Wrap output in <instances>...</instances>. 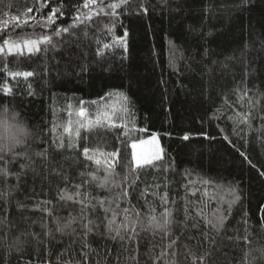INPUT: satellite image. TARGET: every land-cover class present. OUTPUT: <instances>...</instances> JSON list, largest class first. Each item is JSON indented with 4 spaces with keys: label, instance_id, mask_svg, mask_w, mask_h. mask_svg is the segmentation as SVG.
Wrapping results in <instances>:
<instances>
[{
    "label": "trees",
    "instance_id": "1",
    "mask_svg": "<svg viewBox=\"0 0 264 264\" xmlns=\"http://www.w3.org/2000/svg\"><path fill=\"white\" fill-rule=\"evenodd\" d=\"M85 2L0 0V264H264V0Z\"/></svg>",
    "mask_w": 264,
    "mask_h": 264
},
{
    "label": "rangeland",
    "instance_id": "2",
    "mask_svg": "<svg viewBox=\"0 0 264 264\" xmlns=\"http://www.w3.org/2000/svg\"><path fill=\"white\" fill-rule=\"evenodd\" d=\"M12 47L6 50L14 51ZM16 51V50H15ZM160 157L159 143L156 137L136 145L133 149V161L136 167L145 165Z\"/></svg>",
    "mask_w": 264,
    "mask_h": 264
},
{
    "label": "snow or ice",
    "instance_id": "3",
    "mask_svg": "<svg viewBox=\"0 0 264 264\" xmlns=\"http://www.w3.org/2000/svg\"><path fill=\"white\" fill-rule=\"evenodd\" d=\"M94 3V0H86L85 4H84V7L85 8H91L92 4ZM120 5L119 4H112V5H109V7H111L112 9H115L117 7H119ZM58 15H63L62 12H60V10L58 8H54L52 10V13L51 15L48 17V20H49V23H54L55 19L58 17ZM86 18L90 19L91 17L90 16H86ZM82 22L81 19H80V14L78 12V15L77 17L74 19V24L73 26H75L76 23H80ZM61 31H68L67 28H64V29H60L56 32L57 35L60 34ZM45 39V42H48V39L47 37L44 38ZM5 43H8L7 41H5ZM18 47V46H17ZM3 49H0V51H2ZM29 51H32V48L29 47ZM25 75H30V74H25ZM81 115H83V111H81ZM185 139H188V137L186 136ZM17 143H20L19 140L16 141ZM85 153L87 154V149H85ZM262 175H264V173H261Z\"/></svg>",
    "mask_w": 264,
    "mask_h": 264
}]
</instances>
